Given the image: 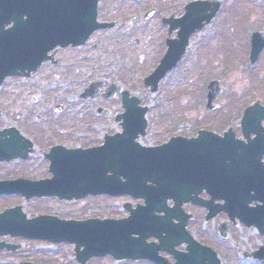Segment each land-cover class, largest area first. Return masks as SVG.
Here are the masks:
<instances>
[{"label": "water", "instance_id": "water-1", "mask_svg": "<svg viewBox=\"0 0 264 264\" xmlns=\"http://www.w3.org/2000/svg\"><path fill=\"white\" fill-rule=\"evenodd\" d=\"M97 5L98 0H0V86L8 76H30L36 72L49 59L48 53L57 46L84 44L94 31L104 26L96 21ZM198 5L208 6V3ZM218 6L209 18L215 14ZM187 10L188 14L182 22L183 46H171L158 69L145 79V85L152 92L157 90L165 72L179 62L188 45L189 35L194 29H190L189 25L190 6ZM263 48L264 38L254 35L252 59ZM216 85L217 82H213L211 88L214 89ZM99 86L93 84L84 97L96 96ZM114 87L108 96L116 94L117 89ZM118 92L123 95L125 109L116 119H124L122 133L107 135L105 144L97 148L66 149L56 146L46 155L50 160V179L28 183L31 187L24 186L18 190V184L26 185L27 182L0 183V194L20 192L31 197L56 196L66 200L89 195H130L135 199H143L145 205L132 209L131 204H126L131 212L126 219L86 221L61 220L53 216L29 220L20 208H15L0 215V235L21 236L54 244L73 243L80 264L106 255H112L116 260L147 259L157 264H169L159 255L161 250L174 256L176 261L173 264H221L215 252L198 244L186 230L189 216L183 210L185 204L192 202L207 206L210 209L207 219L215 214L209 202L201 200L198 193L187 189L186 180L196 175L216 178L235 169L238 192H211L212 200L224 198L227 207L231 208L229 205L235 206L233 201L237 198L236 205L240 208L236 211L241 221L247 226L255 225L264 234V205L248 208L252 200L264 203V168L259 163V151L254 158L239 156L237 160H230L232 145L219 142L197 144L198 151L176 143L144 147L136 143L135 139L146 134L145 114L148 109L139 106L137 97L130 98L128 91L119 89ZM257 107L246 111L243 119L245 131L247 127H254L255 117L258 116ZM102 112L105 111L99 109V113ZM23 140L13 127L0 132V159L27 158L29 149L33 150V144L30 140ZM263 141L264 135H259L255 142L240 146L238 150L252 153ZM197 155L202 158H197ZM252 190L256 192L253 197L250 196ZM169 200H173V207L168 206ZM174 219L179 222L175 223ZM152 236L158 238L159 245L147 243V239ZM183 242L188 243V252L176 249ZM4 248L15 251L19 246L0 242V250ZM254 257L264 260V247L254 253Z\"/></svg>", "mask_w": 264, "mask_h": 264}, {"label": "flooded vegetation", "instance_id": "flooded-vegetation-1", "mask_svg": "<svg viewBox=\"0 0 264 264\" xmlns=\"http://www.w3.org/2000/svg\"><path fill=\"white\" fill-rule=\"evenodd\" d=\"M202 2H207L208 6L198 5V3ZM225 3L226 1L222 3L221 0H99L97 21L101 25L105 24L107 26L93 33L85 44L80 46L57 47L54 51L50 52L49 55H51V58L44 62L41 68L48 64L58 65L63 63L62 61L64 60L70 61L72 57L90 62V60L103 56L104 50L100 47L103 41L113 43L116 49L120 50L123 48V43H120L123 39V42L130 45L132 44V48H126L130 50L132 58L126 56L127 54L123 52L126 58L123 60V68L120 66L119 70L115 73L117 79L118 81L135 80L138 76V78H142L144 81L147 76L158 69L171 46H176L178 48L183 46L185 39L182 22L183 18L188 14L187 7L190 6L191 10L189 11L188 17L190 18L189 25L190 29L194 30L189 35L188 45L179 62L173 68L165 72L159 82L157 91L152 94H159L163 88L162 85L167 81L172 82L176 80L175 82H177L178 72H180L179 75L182 74L180 77L186 84H183V89H179L174 84H171L170 89L165 92L164 95L170 101L171 108L166 120L167 123L164 124L163 119H160V122H158L162 127L159 131L161 135L156 136V141L153 146L160 147L165 144L176 143L179 146L185 144L191 149L198 151L199 148L196 147L197 144L203 145L219 142L232 145L230 160H237L239 156L247 159L254 158L259 151L257 154V156L261 155L259 163L261 168H264V141L262 145L256 146L257 150H254L252 153L242 149L238 150L240 146L245 147L255 142L259 135H264V104L261 102L262 98L247 105V100L249 98L252 99L256 89H258L259 76L264 72V67L260 68V65H262L260 59L264 53V48L261 49L256 58L252 59V40L255 35L254 33L250 42L249 56L245 63L234 68L223 66V64L226 63V59L222 61L218 56L223 52L227 55L228 50L224 51L223 49H219L218 46L215 45V42L222 36V31L217 30L219 21L223 22L225 26L230 23V15H222ZM217 5H219L218 10L209 18ZM213 27V35L209 40V42L212 43L207 47L206 41H204V44H199V51L197 47L196 54L189 59V51L193 46L191 43L192 39H194L196 35L207 32ZM122 30H129L131 36H121L117 33ZM110 32L115 33L112 41L109 37L105 38V34L107 35ZM215 46H217L216 52L214 49ZM113 67L111 63L106 64L101 69H98L99 66L96 67L100 71L101 77H103L102 82L110 79ZM223 68H225V70H223ZM143 69L148 70L145 73ZM137 71L141 73L137 74ZM202 76L204 77V81H202ZM224 77H227L229 82L237 81L235 85L236 88L225 85ZM15 78L21 77H14L12 79ZM237 78L239 79L237 80ZM213 82H217L214 89L211 88ZM188 83H191L195 88H189ZM4 84L0 90L4 89ZM109 86L110 85L106 84L103 87L101 95L98 96L97 99L102 103L113 104L116 98L121 100V96L111 99L103 98L102 95L105 91L107 92L110 88ZM251 91H253L252 96L250 95ZM261 93L263 94L262 97H264V90ZM140 101L142 104L143 99H140ZM256 103L259 105L257 107L258 110L256 113L258 114L256 115L258 116L255 117L254 127H247V131H245L243 119L246 111ZM241 104H244L242 108L240 106ZM148 114L149 110L147 112V119ZM21 116V114L18 115L19 118ZM99 116L103 117L102 115ZM12 127L18 130L20 135L24 138L23 141H26L28 137L14 125L0 127V132ZM148 128L149 125L147 126V132ZM54 146L55 145L52 147ZM197 158H202V156L197 155ZM220 158L225 160L223 156ZM30 162V156L28 158L20 157L12 160L0 159V172H3V177L0 176V183L8 184L14 181L27 182L26 185L25 183L18 184L16 187L18 190L24 186L31 187L28 183L32 181L37 182L48 178L47 174L42 173L38 177L33 178L29 173L32 169ZM251 165L252 164H245V166ZM236 173L237 169L225 175H217L216 178L208 177V175H196L190 176L188 180H186V187L188 190L198 193L201 200L210 203L215 213L211 221H219L216 232L203 231L200 233L197 232V235L194 234L190 229L193 222L198 219V213L194 211H202L203 216L200 218L206 223H209L210 220H207V217L210 214V209L207 206H198L188 203L184 206V210L189 216L186 230L196 241L200 242L202 245L211 247L218 255L219 253H223L222 250L219 249V239L224 241V236L231 239L235 237L233 229L239 224V216L236 210H239L240 207L236 205L237 198L233 201L235 206L229 205L231 207L229 208L224 198H215L212 200L210 193L223 194L238 192L239 185L236 181ZM255 193L256 192L252 190L250 196L253 197ZM47 198L48 197L32 198L20 192H5L0 194V199L2 200L0 208H3L2 212L12 208H20L23 214L31 218V212L28 211V209H31L30 204L32 202L43 203ZM55 199L63 201L58 198ZM262 205H264V203L261 200H252L248 204V208L255 209ZM127 215L128 213L124 211L123 218ZM7 236L10 235H0V238ZM16 238L24 240L21 237H11V239ZM0 242L10 243L4 240H0ZM148 242L158 243L153 237L149 238ZM185 248L186 244L179 246V250L181 251H184ZM217 248L221 252L217 250ZM160 253L163 257L168 259L170 263L173 262V258L169 253L165 251H161ZM224 257L227 264L229 260L225 255ZM248 258L249 264H251L250 259L252 257L249 256ZM219 259L221 260V264H224L220 255ZM146 262L152 263L150 261Z\"/></svg>", "mask_w": 264, "mask_h": 264}, {"label": "rangeland", "instance_id": "rangeland-1", "mask_svg": "<svg viewBox=\"0 0 264 264\" xmlns=\"http://www.w3.org/2000/svg\"><path fill=\"white\" fill-rule=\"evenodd\" d=\"M221 1L222 3L226 1L222 15H230V23L225 26L223 22L219 21L217 30L222 31V36L216 40L215 45L224 51L228 50L227 55L223 52L218 56L222 61L226 59L223 66L234 68L243 65L248 59L253 34L259 33L264 36V0ZM213 31L214 27L192 39L193 46L189 51V59L196 54L197 47L199 51V44H204V41H206L207 47L212 43L209 40L213 35ZM117 33L121 36H131L129 30H122ZM113 36H115L114 32L105 34V38L109 37L111 41ZM120 43H123V48L118 50L113 43L103 41L100 44V47L104 50L103 56L90 60V62L72 57V61L64 60L63 63L58 65L48 64L30 77L15 78L16 80L7 79L5 82L4 89L0 90V127L14 125L34 143V152L30 155L32 169L29 172L33 178L38 177L41 173L47 174L48 177L51 176L48 169L49 161L46 159L45 154L49 152L53 145L60 144L73 149L77 147L84 149L95 147L103 143L104 135L109 129L111 133L121 129L114 119L116 113L123 110L119 98H116L113 104H106L97 98L83 97L85 90L92 83L102 82L103 77H101L98 69L108 63H111L114 67L112 68L111 77L108 76L110 79L105 80V83L107 85L116 83L123 86L131 94L143 99L142 104L148 107L149 128L147 136L142 138L140 142L145 145H153L156 136L161 135L159 131L162 127L158 122L163 119V123H167L166 120L171 108L170 101L164 94L170 89L171 84L183 89V84H186V82L180 77L182 74L179 75L180 72H178L177 82H175L176 80L165 82L160 93L154 95L149 88L144 86L143 79L138 78V76L135 80L118 81L115 73L120 66L123 68V60L126 56L132 58L130 50L126 49L127 47L132 48V44L123 42V39ZM217 46L214 47L215 52ZM123 52L127 55H123ZM260 60L262 62L260 68H263L264 53ZM97 66H99L98 69ZM143 70L146 73L148 69ZM140 73V71H137V74ZM203 79L204 77L202 81H204ZM224 82L225 85L233 88L237 84V81L229 82L227 77H224ZM188 87L195 88L191 83H188ZM257 87L258 89H256L253 98L247 100V105L260 98H262L261 102L264 104V97L261 93L264 90V72L259 76ZM252 94L253 91L250 95L252 96ZM98 106L109 108L114 113L110 116L101 117L97 114ZM240 106L242 108L244 104ZM20 114L22 116L19 118L18 115ZM0 176L3 177V172H0ZM126 202L141 203V201H133L126 197H90L73 202L47 198L43 203L32 202L30 204L31 209H28V211L31 212V217L43 213L56 215L63 219L76 220L122 218L124 213L123 204ZM2 210L1 207L0 213H2ZM194 212L198 213V219L190 227L194 234L197 235V232L203 231L216 232L219 221L212 220L206 223L200 218L203 216L202 211L196 210ZM241 227L245 228L243 225ZM241 227L236 226L233 229L235 234L233 240L229 238L227 241H221L222 239H219V248L229 260L227 264H249L248 257L258 247L264 246V236L259 235L255 229L241 230ZM0 240L21 245V248L15 252L0 251V264H20L25 261L34 264H79L75 258L73 244H51L33 240L11 239L10 236L2 237ZM217 250L219 249L217 248ZM223 253H219V255L222 257L223 263L226 264ZM88 264L152 263L132 260L117 262L112 257H105L91 260ZM251 264H264V261L251 259Z\"/></svg>", "mask_w": 264, "mask_h": 264}]
</instances>
